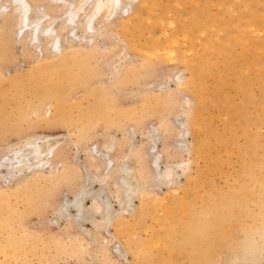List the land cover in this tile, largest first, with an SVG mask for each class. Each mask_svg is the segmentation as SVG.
Returning <instances> with one entry per match:
<instances>
[{"label":"rangeland","instance_id":"374dc122","mask_svg":"<svg viewBox=\"0 0 264 264\" xmlns=\"http://www.w3.org/2000/svg\"><path fill=\"white\" fill-rule=\"evenodd\" d=\"M29 1L61 51L1 11L0 157L35 138L52 151L0 175V264H264V0H133L73 34L78 0ZM81 187L109 197V223L90 195L91 220L54 214Z\"/></svg>","mask_w":264,"mask_h":264},{"label":"bare ground","instance_id":"6f19581e","mask_svg":"<svg viewBox=\"0 0 264 264\" xmlns=\"http://www.w3.org/2000/svg\"><path fill=\"white\" fill-rule=\"evenodd\" d=\"M89 1L88 0H78V5H76L74 8H71L72 6L69 7V5L65 3L67 8L63 14V18H62L60 25H63V27L67 26L69 31L71 32V34H73L72 30L75 27H79V29L81 27L82 31L86 32V31H89V29L93 28L92 19L95 16L99 15L102 11L112 13L117 8V6H119L120 3L125 4L128 2L130 3L131 1L133 2V0H93L91 2V4L89 5L88 11L83 10V7ZM146 3H147V1H146ZM6 9H11L13 11L10 14L14 15L13 20L16 19V29H17L16 32L19 34L22 31H24L23 33L25 35V40L22 39L23 41H27V42L31 43L32 41L36 40L35 42L37 44L36 45L37 47L40 44L44 43L43 45H47L48 48H55L56 49V50L52 49L53 51H61V47H60L59 40H58L59 39V33L57 32V29L55 28V26L53 28L55 18H53L52 16H49V14L47 12H42V11H40V9L37 10L36 8H34L32 3L29 0H7L5 2L0 3V14H1V11L4 12V10H6ZM81 10H83L84 14H85L84 18L82 20H80L81 18H80V16H78V14ZM46 16H48L49 18L45 20ZM92 30H90V31L92 32ZM84 32H82V34ZM80 36H82V35L80 34ZM27 44H29V43H27ZM8 150H7V153H5L4 155H2L0 157V166L3 167V171L0 175H3L7 179H9L11 176H14L17 173L19 174L20 172H22L25 169H32V168L37 167L38 165L40 166L41 163L42 164L47 163L49 161V159H46L47 157H45V155L47 156L51 153L52 146L49 148H44L37 142V139L35 138L33 140H29V141L24 142L23 145H21V147H18L16 149H11L10 151H8ZM155 161H157V160H156V157L154 155L152 162H155ZM109 165H110V161H109ZM125 169L122 170V174L119 176V182H118L119 184H117L118 188H119V194L117 195V198L115 197V200L118 202L117 204H119V206H122L123 208L129 209V208H127V206L128 207L131 206L132 197L134 195V192H136V190L134 191L135 186H134L133 182H131V180L128 176L129 171L127 169L126 170ZM31 172H36V171H35V169H33ZM119 172L121 173V170ZM103 174H104V172H103ZM103 174H100V176L101 175L103 176ZM107 174H109V173L106 172V175ZM117 174H118V172H117ZM159 175H162V177H166V179L170 178L172 175V170L170 168H167V169L165 168L164 173L159 174ZM25 176L26 175H21L20 177L18 176V178L21 179ZM100 176H98V177H100ZM155 176H156L155 178H157L158 174L155 173ZM105 177L103 176V178H104L103 182H105ZM88 178H89V176H87V180H88ZM99 179H102V178H99ZM99 179H97V180H99ZM115 180H117V179H115ZM89 181H90V178H89L88 182ZM105 183H104V185H102L103 187H105ZM89 184L90 183H87V185H89ZM103 187H101V188L103 189ZM87 189H88V186H87ZM102 189H101V191H102ZM99 190H100V188H99ZM98 192H97V194H95L96 193L95 192L94 195L92 196V195H90V193H92L91 191H87L84 187H81L77 192H75L73 194V196L71 197L72 199H67L65 201V199H66V197H65L64 201H61L59 206L57 205L58 207L55 209L56 213H54V214H58L59 217H60V215H65V216L68 215L69 216V215H71L69 213V211L72 209L75 211L74 212L75 214L73 215L74 221H75V219H77L76 221L79 222L80 220L83 221V219H90L91 220L93 218L91 216V212L93 211V213L96 212L99 215L100 221L98 223H101V221H102V223L105 225V223H109L111 221V219L113 217L112 216L113 210L111 209L112 206H110V204H109V202H110L108 200L109 197L105 194L99 195L101 193L98 194ZM88 195H90V198L92 196V203H91L92 206L90 205V208H89V209H91V212H86L83 209L84 208L83 203H82L84 201L83 199H84V197H86ZM115 212L116 211L114 210V213ZM66 219H67V217H66ZM69 219H71V218H69ZM95 221L97 222V220L94 219L93 222H95ZM99 226L96 225V227H99ZM93 227H95V225Z\"/></svg>","mask_w":264,"mask_h":264}]
</instances>
